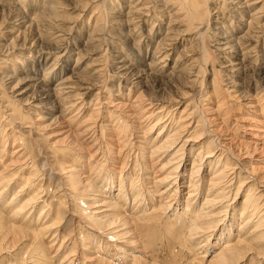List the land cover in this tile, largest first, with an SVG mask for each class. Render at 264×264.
<instances>
[{"label":"bare ground","instance_id":"1","mask_svg":"<svg viewBox=\"0 0 264 264\" xmlns=\"http://www.w3.org/2000/svg\"><path fill=\"white\" fill-rule=\"evenodd\" d=\"M4 1L7 0H0V9L8 6ZM52 1L31 0L47 11L58 7ZM126 1L123 23L127 26L122 33L126 42L113 47L114 53L105 61L100 54L92 57L97 64L81 67L75 63L72 68L61 63L71 49L81 55L85 49L82 45L79 50L77 42L69 40L72 29L82 31L81 23L77 29L81 13L67 31L60 28L69 36L66 37L55 34L57 31L48 32L49 13L35 11L30 1L10 4L18 12H33L27 18L35 25L31 43L52 46L15 52L13 47H23L25 42L12 44L15 38L10 37L12 46L6 47L0 57L3 82L17 72H27L22 77L25 83L10 87V95L5 94V85L0 82V264H246L247 260L249 264H264L262 258L254 259L258 254L248 256L256 247L254 244L264 245L262 167L260 171L245 167L237 153L213 132L210 117L203 112L207 109L204 104H214V110L222 112L221 90L229 95L244 83L251 87L255 80L258 85L254 96L263 98L264 82L259 84L263 69L257 73L259 80L253 75L247 82L244 72L264 63V0H239L227 7L240 21L234 26L241 34L233 35L227 29L218 31L219 37L212 45L217 50L214 57L219 59L218 70L212 72L208 85L204 79L206 65L210 64V47L205 44L211 25L208 13L212 8L206 7L209 0ZM103 2L94 4L87 18L89 32L83 44L99 45L105 38L101 21L104 18L98 8ZM224 5L222 1L217 10ZM241 13L247 19L239 20ZM162 17L167 23L160 27L164 30L161 34L155 21ZM218 20V15H214L210 22L231 24V18ZM153 34L159 37L151 40ZM127 41L131 42L134 55L142 52L150 59L132 62L131 55L123 50ZM251 43L259 44L263 50L252 55L255 51L249 47ZM178 45L180 52L173 64L165 68ZM210 66L209 71L214 68ZM65 68L69 75L63 74ZM149 71L156 72L159 78L166 75L174 79L173 83L188 84L184 86L188 91H182L178 98L191 92L190 101L175 110L178 104L173 106L176 100L170 95L146 96L142 90L130 95L134 85L140 84L142 74L154 75ZM183 73H188V81L180 76ZM109 78L116 79L110 80L117 81L116 88L121 81L130 83L124 97L111 95L114 88L104 84ZM221 80L225 81L223 88L219 86ZM93 88L96 91L83 101ZM28 90L32 92L26 96ZM200 93L204 97L201 100L197 95ZM28 98L33 100L26 107ZM203 99L207 102L203 103ZM42 101L47 105L42 107ZM64 116L66 129L47 146L52 161L46 158L40 165L56 170L54 173L62 176L61 184L54 186L57 189L44 187L31 141L38 139L34 136L38 132L45 139L44 128ZM15 123L26 130L12 129L14 132L8 136L6 131ZM154 127L156 135L151 138L147 133ZM204 133H209L210 139L201 140ZM25 136L30 137L27 140ZM84 148L90 152L85 154ZM47 192L57 194L56 205L43 198ZM241 192L242 199L234 208L232 204ZM59 208L71 216L69 223ZM17 251L22 252L20 257H16ZM263 251L258 252L260 257Z\"/></svg>","mask_w":264,"mask_h":264},{"label":"rangeland","instance_id":"2","mask_svg":"<svg viewBox=\"0 0 264 264\" xmlns=\"http://www.w3.org/2000/svg\"><path fill=\"white\" fill-rule=\"evenodd\" d=\"M26 1L27 2L30 1L31 6L34 7L33 9L35 11H41L42 10V7H37L39 4H37V6H36V4H33V2H31V0H26ZM222 1L224 2L225 5L222 6L221 8L222 9L224 7H226V8H224L222 10L219 7V9L221 11L219 9H218L219 10L218 11L217 10L218 5L220 6L222 4ZM227 1H229V3ZM227 1L226 0H209L207 2L208 4H206V7H210L212 9L208 13V17H209L208 23L211 25H209L210 28H208V32H207L206 37H205V39H206L205 44L210 47L208 49L210 52L209 53L210 54L209 55V62L211 65H213L214 68H211V70L209 71L211 66H210V64L206 65L207 71L205 74L206 79H204L205 85H208L207 81L210 78H212L211 77L212 72L218 70L216 64H217L219 59L214 57V54L216 53L217 50L212 49V45L214 46L213 42L216 39H218V37H219L218 31L222 30V29H227V31H229V33H232L233 35H237V34L240 35L241 34V32L237 29V27L234 26V25L240 24V21H237L236 20L237 17L235 16V13L231 12L230 9H232V8L228 9L231 6H234V4L232 2H237L239 0H235V1L234 0H227ZM14 2H16V0L4 1L2 3L4 5L8 4V6L0 9V44H1L0 45V57L2 56V53H4L3 50L6 47L7 48L9 46L11 47L12 44L20 43L22 41L25 42V45L23 47H19L16 49V47L14 46L12 50L15 49V52L19 51V52L26 53L30 49H33V50H34V48L35 49L36 48L41 49L42 46L47 47L50 45V44L48 45V44L43 43L42 45L40 44L39 45L40 47H39L38 42H33V44L31 43L32 42L31 37H33V35H35V33H36L35 32V25H34V23H30L29 21H27V18L29 16H32L33 12H31V11H27V12L19 11L18 12V10H15V7L13 5H10V4H13ZM97 2H99V0H53L52 3H55L54 5L58 6L57 8H54L55 7L54 6L51 10H48V11L42 10L43 13L48 12L50 15L49 18L46 19L47 22L49 21L48 22L49 28L51 29V30H48V32L49 31H57L55 34H57V33L58 34L59 33L64 34V33H62V31H67L65 29H67V27L74 24L73 23V21L75 20L74 17H77V15L81 13V16L78 19L77 29L80 28V26H81L80 23H81L83 26L81 28L82 31H80V30L76 31V30L72 29L69 32V33H71V38L69 40L73 41V42H77L76 45L78 46L79 50L81 49L82 45H83L82 48H85V49L82 51V55L76 53L77 49H71L70 55H67L68 58L65 59V61H63L61 63V66L64 65L66 68H68V67L72 68V66L75 63L81 67L85 66V64H87V63L89 65H91V64L95 65L97 63L92 61V57H95V56H98L101 54V55H103L102 56L103 61H105V57L108 58V56H110V55H112V53H114V52H112L113 47H118V44H121L122 41L126 42V39H124V37H126V36L123 37L122 33L126 32V30H124V28L127 26L126 23H123V21H124L123 19H125V15L123 14V12L126 11L127 1L126 0H104L103 5H101L102 7L100 6L98 8H100L99 12H102L101 19L104 18L103 20L105 22L104 23L103 20H101L102 24H104L102 33H103L105 38L100 40L101 42L99 43V45H98V42H93L90 44H88V43L83 44L84 40H86L87 33L89 32L88 27H86L87 18L89 16V14L92 12V10L94 9L93 8L95 6L94 4H97ZM85 5H86L85 9L83 11H80L81 7L85 6ZM6 8H7V10H6ZM51 11H52V13H51ZM83 13H84V15H83ZM103 13H104V15H103ZM229 13L234 14L235 17H229L230 16ZM214 15H218V18H219L218 21H221L220 18H222L223 21L224 20L226 21V19L231 18V24L228 25V22H225V24H222V22L221 23L219 22L217 24L214 23L213 21L210 22L211 18ZM241 15L242 16H241V18H239V20L247 19V16H245L242 13H241ZM166 23H167V20L164 17H162L161 20L157 19V21H155V27H159V31L161 32V34L164 32V30H160V27L163 28L166 25ZM91 24H93V22ZM173 26L175 27L174 29H176V25L174 24ZM10 28H12L13 31H7V30H10ZM60 28L63 30L61 31ZM144 28L148 29V27H145V26H144ZM240 28H243V26H241ZM4 36H6L7 39ZM65 36L69 37L67 35H65ZM157 36L158 35L153 34V36L149 37V38L151 40H156L159 37V36L158 37ZM10 37L15 38L12 40L13 42L11 41L12 44H11L10 40L8 39ZM74 38L79 39V41L74 40ZM104 39H105V41H104ZM130 43H131L130 41H127V44L125 46H123V50L125 52L127 51L129 53V57L131 55V57L133 58L132 62H134V60L137 62H144V61H148L150 59V56H147V55L144 56V54L142 52H139V54L134 55L136 53L131 50L130 45H129ZM94 44H96L97 46H94ZM252 44H253V46H251ZM50 46H52V44ZM92 46H93V48H92ZM249 47H253V51H255V52H252V55L254 53H257L258 50H263V47L259 46V44L255 46L254 43H251L249 45ZM180 48H181V46L178 45L175 52L173 54H171V56L166 60L165 68L168 66L170 67L173 64V61H174V58L176 57V54H178L180 52L179 51ZM103 51L104 52L106 51V52L104 53ZM190 53L191 52H188L187 54L197 58V55H192L193 53H191V54ZM76 56H78V58ZM76 58L79 59L77 62L75 60ZM103 61L101 62L102 64H104ZM262 61H264V60H262ZM22 64L23 63H21L20 66H22ZM185 64L186 63H183V61H182V66H185ZM2 65L3 64L0 63V71H3L2 69H4ZM259 66H260V68H259ZM259 66L258 67L256 66L255 68H252V69L246 68L244 73L248 77H246L245 82H247V79L250 78L249 76H253V75H255L256 78L258 77V80L260 79L259 74L257 75V73H258V71L259 72L264 71V63L259 64ZM42 67H44V65L41 66V68ZM66 68L64 69L65 73H63V74L69 75L70 71ZM262 69H263V71H262ZM42 71L43 70L41 69L39 72L42 73ZM149 72H151V71H149ZM25 73H27V72H25ZM25 73L24 72H22V73L17 72V73H15V76L13 77V78H15V77L16 78L15 79L11 78L12 80L10 79L7 82H5V81L3 82V80H0V82H2V84L5 85L3 88V91L5 92L6 95H10V93L12 92V89H10V87H12V86L13 87L14 86L19 87L20 85H23L25 83V82H22L23 81L22 77L24 75H26ZM151 73L154 75H150L147 73H145V75L142 74V77H141L142 80H141L140 84L137 86L134 85L135 88L131 89L129 94L133 95L134 92L136 93L139 90H142L143 94H145L146 96L147 95L148 96L149 95L156 96L158 94L160 95L161 93L164 96L170 95V96L174 97L176 100L173 102V103H175L173 106L178 104V105H176L175 110H180L183 107V105L186 102L190 101V99L192 98L190 95L191 92H189L187 95H183V98H178V95L180 96L182 91L183 92L188 91L187 88L184 87V86H188V84H186L184 82H183L184 83L183 84L181 81H176L175 83H173L174 79H172L166 75L163 76L162 78H159V76H156L157 75L156 72L155 73L151 72ZM184 74L185 73L181 74L180 76H183L182 78L187 80L186 77L188 76V73H186L187 75L186 74L184 75ZM57 77L51 79V85L55 82ZM263 78L264 77H261V79H260L261 81L259 80V84H262L264 82ZM110 80L114 81L116 79L109 78L108 80H106V82L104 84L106 85L105 87H111L112 86L111 88L112 89L114 88L113 90H115V92L113 91V93L111 95L115 96V97H117V96L118 97L119 96L124 97L125 92H127L126 87L128 85H130V83H126L127 81H125L123 83L121 81L119 83L118 88H116V85L114 83H117V81H115L113 83ZM130 81H132V79H130ZM8 82L11 84H9ZM224 82H225L224 80H221V82L219 83L220 84L219 86L222 88L225 87ZM197 83L198 82L196 81L193 84V92H195V93L198 91V84ZM242 85H241L242 87L237 88L238 90L236 92H234V91L229 92V95L224 93L223 90H221L219 96H220V100H222L221 101L222 102L221 103L222 104L221 109H223V110L220 113H222L223 116H222V114H220L219 112L217 113V111L214 110L216 107L214 104H204V106L207 107V109L204 108L203 112L206 116L210 117L209 121L210 120L211 121L209 122V125H210L211 129H213V132L218 135L221 142L226 143V145L229 146L228 147L229 149H232L233 152L237 153L238 158L240 160L242 159L241 162H243L244 166L245 167L253 166L255 168L257 167V169L259 168L258 171H260V169L262 167V172L260 173V175L261 174L264 175V171H263L264 170V95H262L263 98L260 100H259V97L254 96V91L256 90V85H258V82L256 80L251 85V87L250 86L247 87V85H245V83ZM105 89H108V88H105ZM259 89H261V88L259 87ZM229 90H233V89L229 88ZM28 91H27L28 94L26 93V96L27 95L29 96V93L32 92V90H28ZM95 91H96V89L93 88L89 93L85 94L83 96V101H87ZM263 91L264 90H262V93H263ZM102 95H103V97H104V95L106 96V91H105V94L103 92ZM197 95L199 96L198 97L199 100H201L203 97V94L200 93ZM209 95L211 96L210 98H214V96H212L211 94H209ZM178 99H179V101H178ZM31 100H33V99L31 98L27 101V103L25 104L26 107L28 105H30V102H32ZM102 100H104V99H102ZM110 100H113V99L110 97ZM110 100L108 102H111ZM183 100H184V103L182 104L181 102H183ZM203 100H204V101H202L203 103L207 102L205 99H203ZM213 101H214V99H213ZM28 102H29V104H28ZM47 102H49L48 105H50V103H51L50 99H47ZM47 102L42 101V104H43L42 107L46 106ZM107 106H108V104H107ZM108 107L110 108L111 106L109 105ZM72 112H74V110L70 111L69 114ZM85 112H86V110L83 113H85ZM222 117H224V119H222ZM192 124L194 125L195 123H192ZM66 125H67L66 117L65 116L60 117V118L56 119L55 121L51 122L50 125H47L44 128L43 135H46L48 138L47 137L45 139L42 138V136H40L39 132H38V133L34 134V136H37L38 139L39 138H41V139H39V140L37 139L36 141H31V151H32L33 155L35 154L34 155L35 160H36L35 162L38 164V167L40 168L39 172L42 171V174H43L42 182L44 183V187L47 186L48 188H51V187L53 188L55 185L58 186L61 184V179H59V178H61L62 176L54 173L56 170H54L53 168L51 169L47 165L46 166L44 165L41 167H40V165H42L41 162L45 161L46 158H48V160L52 161V156L48 157L50 155L48 153V151H50V150L47 146H49V141L51 143L54 140H58V138L61 137L60 132H62L63 129L64 130L66 129ZM255 127L258 130H256ZM12 129H16L19 132H23L26 130L25 127H21L19 124L15 123V125L12 126L11 129H8L6 131V134H8V136L14 132V131L12 132ZM155 133H156V127H154L151 131H149L147 133V136H149V137L151 136V138H152L154 135H156ZM210 136L211 135L209 133H204L200 139L206 141L207 139H210ZM29 137L30 136H27L26 139L28 140ZM67 139L69 140V138H67ZM67 139H64V140L68 141ZM200 139H198V141ZM10 143H11V141H10ZM83 143H82L83 145H86L85 142H83ZM7 149H11V148H7ZM84 149H85V151H83V152L85 154L88 151L90 152L89 149H87V148H84ZM46 154H48V155H46ZM163 161H164V159H163ZM163 161H161V162H163ZM189 163H188V165H189ZM155 166L154 167L157 168L158 165L156 164ZM49 173H50V175H49ZM54 188L57 189L56 187H54ZM55 196L57 197V194L52 195L51 193L47 192V194H45L43 196V198L46 200L49 198V200H47L50 202L49 204L52 203V204L56 205V201H58V199L54 198ZM242 196H243L242 192L237 195L234 203L232 204V205H234V208L238 207L237 200L241 201ZM59 209L64 213L63 217H64V219H67L68 220L67 223H69L71 216H69L64 211L63 208H59ZM254 246H256V247H253V249L251 251H249L248 256H251V255L255 256V254H258L257 258H254V259L256 261H258V259L262 258L261 260L264 261V251H263L264 245H261V244L255 245L254 244ZM260 251H263V254L261 255V257L259 255L260 253H258ZM208 254H209V252H208ZM21 255H22V252H20V251L16 252V257H20ZM5 264H8V263H5ZM246 264H249V260H247Z\"/></svg>","mask_w":264,"mask_h":264}]
</instances>
